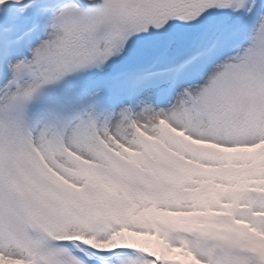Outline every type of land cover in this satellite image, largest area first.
<instances>
[{"label":"snow or ice","instance_id":"obj_1","mask_svg":"<svg viewBox=\"0 0 264 264\" xmlns=\"http://www.w3.org/2000/svg\"><path fill=\"white\" fill-rule=\"evenodd\" d=\"M0 264H264V0H0Z\"/></svg>","mask_w":264,"mask_h":264}]
</instances>
